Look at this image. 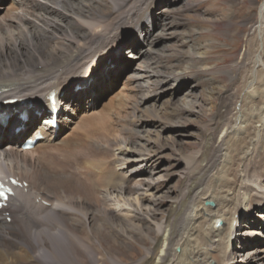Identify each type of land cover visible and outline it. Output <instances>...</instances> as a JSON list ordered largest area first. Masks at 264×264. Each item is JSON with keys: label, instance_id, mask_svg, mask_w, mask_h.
<instances>
[{"label": "bare ground", "instance_id": "obj_1", "mask_svg": "<svg viewBox=\"0 0 264 264\" xmlns=\"http://www.w3.org/2000/svg\"><path fill=\"white\" fill-rule=\"evenodd\" d=\"M155 1L12 0L0 21V176H18L28 185L0 209V264L259 263L253 262L261 244L242 236L264 230L252 217L264 212V0L257 7L251 62L239 59L223 71L231 84L211 92L213 114L193 132L180 122L204 112L193 111L204 100L186 94L206 80V50L204 56L195 46L183 50L194 44L189 33L176 38L171 53L151 60V68L146 62L150 84L137 102L127 105L116 93L105 109L111 115L96 109L115 93L112 78L122 69L103 61L122 50L123 33L151 38ZM164 16L174 18V9ZM163 35L153 37L159 42ZM189 78L194 83L185 88L188 83H181ZM173 85V92L183 93L182 105H172L171 95L163 102L168 108H157L159 95ZM51 92L55 129L47 113ZM13 98L17 102L9 103ZM29 99L31 105L19 102ZM125 109L133 124L117 133L110 127L112 113ZM40 116L29 136H41L36 144L42 151L34 156L36 146L19 144ZM145 117L151 124L162 121L153 126L172 135L142 134L136 125ZM71 124L76 131L60 147L53 145L52 137ZM180 134L188 136L184 143L175 137ZM190 141L197 150L188 149ZM170 153L169 164H150L154 155ZM132 161L138 166L130 167ZM168 178L174 182L163 189Z\"/></svg>", "mask_w": 264, "mask_h": 264}, {"label": "rangeland", "instance_id": "obj_2", "mask_svg": "<svg viewBox=\"0 0 264 264\" xmlns=\"http://www.w3.org/2000/svg\"><path fill=\"white\" fill-rule=\"evenodd\" d=\"M262 1L263 0H156L155 1L156 6L152 8L151 11L154 18L153 29L150 30V32L152 33L151 38H147L146 40H144L143 38H140V36H138L137 33L134 31H128L127 33H123L121 36V40L124 42V46L122 50L120 52L116 51L115 53L110 55L108 54L109 56L107 55L108 57L103 61L102 65L104 67L106 64H109L112 61L113 64L115 63L118 66V68L121 67L124 70L121 69V72L117 76L112 78L111 86L113 87L115 93L114 94L108 93L106 97L100 100L98 102L99 105L96 108L97 111H103L106 116L107 114L111 115V110L106 111L105 109L106 107L107 109L110 107L109 97L111 95L112 96L115 95L116 93L121 94L122 102H125L127 105H131L132 103L137 102V100L140 99L142 93H145L147 91V89L145 88L146 85L150 84L149 68H151L150 66L154 65V62L152 63L150 61L151 60L153 61V59H156L158 57H163V55L164 54L166 55V53L167 55L171 53L172 50L170 48L172 44L176 43V38L179 36H187V33H189V35L193 36L192 38L194 44L185 45V47H183V50L184 49L186 50L187 47L191 48L192 46H195L196 52L198 54L202 53L201 55H203V53L206 50L205 52L206 59L205 61H203L202 64L203 68H206L205 73L202 75L203 78L206 80L204 82H201L200 83L201 85L194 87L192 89L193 91L191 90L193 93L192 92L190 93V97L189 95L186 94V99H190V100L192 99V101L193 99H195V101H200V98H202V101L204 100L205 102L203 101L201 103L202 105L200 104V106L198 104L197 105L195 104L196 106H194L193 111L197 113V112H201V110L204 109V112L206 113L204 112L200 113L199 116H196V114L191 113L188 115V117H186L187 119L184 118L180 123L183 126V130H185V132H193L196 127H199L197 126V124L199 125L201 123L200 119L201 121L203 120L202 123L206 121L205 124H207V121H209L208 119H210L211 115L213 114L212 113L213 111L211 110V106L214 102H217V100L214 99L215 94L214 93L211 94V92L223 90L225 87L229 86L228 84H231L230 83L231 80L229 79V76L226 74V72L223 71L233 66L235 62L238 61L239 59H241V61L248 60L249 62H251L249 58L251 57L250 54H252L253 50L250 51V48L254 49L256 47L255 37H254L256 35V29L254 27L255 26L254 23L257 18L256 14L258 13L257 7L260 3H262ZM11 2L12 0H0V21L6 16L7 9L8 7H10ZM170 8L174 9V18L164 16V11ZM15 25H17V23H15ZM163 33H164L163 39L158 42L157 39H155L154 37L160 36ZM151 39L154 42L153 44L150 43ZM133 45L135 47L132 49L131 47ZM136 47L137 50L138 49L141 50L139 52L136 51L135 50ZM201 47H203V49ZM244 51L245 53H243ZM240 52L243 53L242 54L243 58L241 57ZM146 62L149 63V68L146 67L147 66ZM209 66L212 68H210ZM238 72L244 74L245 73L244 68L243 67L239 68ZM134 73L136 74V78L131 77ZM136 82L141 83L144 89L138 88L136 86L137 84ZM169 82L170 84L172 83V81ZM183 82L184 83H181L183 85H186V83H188L185 86V88H188L191 82L194 83V80L189 78L187 81H183ZM202 86L205 87L206 90ZM173 88L174 85L169 86L164 94L159 95L156 103L157 108L163 107V105L166 108H168L166 104L163 102L165 101L166 98H168V96L171 97V95L173 102L172 105L174 106L182 105L181 97L183 93L182 94L176 93L177 90L173 92ZM203 89L204 91H206V94L201 93L203 92L202 91ZM69 90L70 89L68 88L66 91ZM171 92L173 94H170ZM210 94L211 95L214 94V95L211 97ZM115 105L117 106L116 102ZM170 107L171 106H169V108ZM139 114L140 113L138 112L137 115ZM112 115L115 117V119L114 118L112 119L113 121L110 127L113 130H117V133L123 132L121 128L125 127L126 129H128L130 125L133 124L129 120L130 116L128 114V110L126 111V109L125 111L119 110L118 113L116 114L112 113ZM146 118L147 117L141 120V123L136 125L138 130H142V134L145 131L150 130L151 132L150 136L153 137L154 131L160 130L158 132L161 135L160 137L163 139L164 138L167 139V136L169 138V136L172 135L171 133H169V129L162 130L161 127L153 126L156 124H163L162 121H155V124L154 123L151 124L153 121H151V119H146ZM38 120L39 122L38 123L36 122L32 126L31 130L27 133V135L29 134L31 135V133L34 131L33 129H35L36 125H38L43 120V117L40 116ZM79 120L80 119L78 118L76 119L75 125L80 122ZM145 120L148 123L143 124ZM183 121L185 122V124ZM93 123L99 124V120L95 119ZM72 125L73 124H71L68 127H64V129H62V131L58 135H54L52 137V142H53L52 144L60 147L62 145V141L66 139L67 136H70L76 131L75 126ZM128 134L129 133L126 132L125 136H127ZM175 137L177 138L178 142L180 139V141L184 143L185 139L188 136L184 134H180ZM2 141H3L2 145L6 146L7 140L2 139ZM186 145H188L187 147L191 151L198 149L194 141H190L188 143L186 142ZM35 146H36L35 150L33 151L34 156L37 153V151L40 152L42 151L41 147H39L38 144H36ZM116 151L114 150V152ZM170 152L174 153L173 150H171ZM84 154H81L80 157L86 156V158H90L92 156V155H88L89 153L85 155ZM171 160H172L171 153L170 155L156 154L152 157V161L150 162V164L153 163L155 165L160 164L161 166H165L169 164ZM129 164L130 167L132 166L135 168L136 166H138V161H132V164L131 162ZM262 171L264 174L263 168ZM68 172L69 174L72 175L74 173V168H70ZM165 181L166 183L163 185V189L168 188L174 182L172 179L169 178ZM253 186L255 187V185ZM114 207L116 208V206ZM259 216H261L262 218H260ZM252 217L255 219L254 224H259V222L260 224H264V212L262 214L253 212ZM5 220H7L6 217ZM246 223H248V220L246 221ZM243 231H245V229ZM256 231H258V233L252 235H249V233L248 234L243 233L244 236L242 237L246 239L247 238L251 239L252 242L261 244L262 254L261 253H259L260 255L258 254L260 256V259H255L253 263L259 262L255 264H264V230L259 229ZM247 235L249 237H246ZM239 259L240 258H237V260Z\"/></svg>", "mask_w": 264, "mask_h": 264}, {"label": "snow or ice", "instance_id": "obj_3", "mask_svg": "<svg viewBox=\"0 0 264 264\" xmlns=\"http://www.w3.org/2000/svg\"><path fill=\"white\" fill-rule=\"evenodd\" d=\"M5 191H7L6 189L0 191V198H4L5 195Z\"/></svg>", "mask_w": 264, "mask_h": 264}, {"label": "water", "instance_id": "obj_4", "mask_svg": "<svg viewBox=\"0 0 264 264\" xmlns=\"http://www.w3.org/2000/svg\"><path fill=\"white\" fill-rule=\"evenodd\" d=\"M221 224H222L221 222H218V223H217V226H220Z\"/></svg>", "mask_w": 264, "mask_h": 264}]
</instances>
